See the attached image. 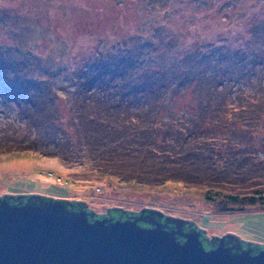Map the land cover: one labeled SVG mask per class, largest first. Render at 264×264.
Masks as SVG:
<instances>
[{
  "label": "rangeland",
  "instance_id": "1",
  "mask_svg": "<svg viewBox=\"0 0 264 264\" xmlns=\"http://www.w3.org/2000/svg\"><path fill=\"white\" fill-rule=\"evenodd\" d=\"M2 8L23 19L14 25L0 16V55L14 69L31 66L21 76L48 81L58 95L38 94L47 107L33 117L28 100L0 97V161L33 157L0 164V196L81 200L97 213L155 208L197 222L209 236L232 232L264 243V210L220 213L195 187L170 181L150 188L106 176L86 149L63 148L42 128L44 112L49 131L58 127L57 139L66 140L81 116L103 117L106 107L168 121L197 114L202 102H253L264 95V0H0ZM100 65L99 72L111 65L118 75L81 90L80 81ZM16 76L4 81L13 84Z\"/></svg>",
  "mask_w": 264,
  "mask_h": 264
},
{
  "label": "trees",
  "instance_id": "2",
  "mask_svg": "<svg viewBox=\"0 0 264 264\" xmlns=\"http://www.w3.org/2000/svg\"><path fill=\"white\" fill-rule=\"evenodd\" d=\"M7 14V8L0 10V16L7 17L14 25L23 19L17 13ZM218 55L221 58L224 53ZM100 67L80 81L81 90L86 88V91L91 80L104 77L103 80L108 82L118 75L117 68L112 69L111 65L99 72ZM28 68L20 64L14 69L0 55V97L7 95L10 99L28 100L27 103L35 110L33 117L41 108L47 107L39 106L45 102L38 94L43 91L47 96L58 94L48 81L37 83L33 77H22V71ZM16 71L17 80L13 84L4 81L6 75ZM200 75L198 73L197 76ZM32 82L40 85L35 96ZM200 83L199 88H203L202 81ZM28 94L32 97L29 98ZM245 98L235 105L228 100L222 103L202 102L197 114L173 116L168 121H157L155 115L151 116L146 111L125 112L120 110L121 106L106 107L102 111L103 117L81 116L79 122L74 123L75 143L74 136L66 140L57 139L58 127L49 131L52 120H47L45 112L42 119L45 126L42 128L48 140L58 142L63 148L86 149L93 168L106 176L150 188L177 182L203 191L205 200L220 213H244L264 210V95L254 97L253 102L249 101V96ZM72 202L78 209L88 206L85 201ZM87 209L93 210L89 206ZM110 209L108 214L111 217L123 216L125 219L131 212L139 215V212L119 207ZM107 212L99 216H105ZM202 239L207 249L213 247L212 241L205 239L204 234Z\"/></svg>",
  "mask_w": 264,
  "mask_h": 264
},
{
  "label": "water",
  "instance_id": "3",
  "mask_svg": "<svg viewBox=\"0 0 264 264\" xmlns=\"http://www.w3.org/2000/svg\"><path fill=\"white\" fill-rule=\"evenodd\" d=\"M72 201L0 196V264H264V245L255 251L259 242L232 232L213 235L207 249L206 229L193 220L147 207L125 219L111 217L110 208L100 217Z\"/></svg>",
  "mask_w": 264,
  "mask_h": 264
},
{
  "label": "flooded vegetation",
  "instance_id": "4",
  "mask_svg": "<svg viewBox=\"0 0 264 264\" xmlns=\"http://www.w3.org/2000/svg\"><path fill=\"white\" fill-rule=\"evenodd\" d=\"M149 208V207H148ZM150 209H154V208H150ZM141 211V210H140ZM140 211H135V212H140ZM166 215H169L168 213H165ZM172 216V215H171ZM196 225H197V227L199 228V229H203V228H201L200 226H199V224L196 222ZM185 229H191V228H189L188 226H185ZM205 230V229H204ZM215 236H209L208 234H207V231L205 230V233H204V238L205 239H209V240H211L212 241V246L214 247V243H216V241L213 239ZM242 239V238H241ZM214 240V241H213ZM259 245H257V246H255L254 247V249H255V251L260 247V246H263L264 244H262V243H258Z\"/></svg>",
  "mask_w": 264,
  "mask_h": 264
},
{
  "label": "snow or ice",
  "instance_id": "5",
  "mask_svg": "<svg viewBox=\"0 0 264 264\" xmlns=\"http://www.w3.org/2000/svg\"><path fill=\"white\" fill-rule=\"evenodd\" d=\"M33 159V157L31 155H28L26 157H22V156H14L13 158L9 159V160H5V161H0V164H4V163H11V164H15L17 162H23L26 160H31Z\"/></svg>",
  "mask_w": 264,
  "mask_h": 264
}]
</instances>
